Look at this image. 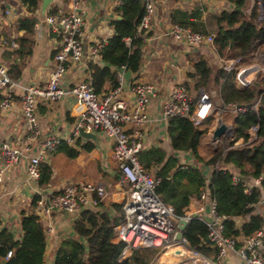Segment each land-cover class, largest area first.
<instances>
[{
    "label": "built area",
    "instance_id": "built-area-1",
    "mask_svg": "<svg viewBox=\"0 0 264 264\" xmlns=\"http://www.w3.org/2000/svg\"><path fill=\"white\" fill-rule=\"evenodd\" d=\"M71 5L67 9L64 5L56 8L54 12L45 17L52 31L60 36V45L54 55L56 66L50 74L49 82L46 86H23L17 80L11 78L7 68L0 64V90H5L6 94L0 104V111L9 107L14 101L15 91L18 87L24 89L20 98L21 110L27 121V129L32 139L41 136V129L36 113V106L39 99L48 100L54 103L66 94L75 96L73 112L76 121L73 128V136L64 140L58 135H45L40 143L38 151L34 155H28L25 149L19 146H12L3 143L1 155L4 159V167L0 169V182L4 177V172L21 159H28L27 172L31 179L39 180L41 177V163L49 159L53 153L64 143H74L75 138L81 134V129L86 132H104L113 143V156L118 163L119 183L123 193V222L116 227V237L119 241H124L125 247L120 258L130 256L136 251L143 249H158V251L170 252L174 248H181L177 263L186 261L188 263L200 264H224V261L233 253L242 264H264V227L256 231L253 235L245 237L243 235L232 236L226 233L225 220L227 217L221 215L217 208V199L212 191V178L215 169H223L232 175L235 184L241 183L244 191L250 194L254 188L260 187L261 177L253 174L242 175L240 170L233 164L217 163L214 166L193 164L186 157H182L181 166H193L200 170L205 177V183L200 189L196 199L198 203L195 208L187 210L184 216H179L173 206L165 203L159 195L157 188L162 180L157 174L158 167L148 169L141 160L140 153L147 149L144 128L155 119L148 113L150 101L157 93L155 85L144 81L132 82L131 88L134 101H128L122 96L124 74L119 73L120 85L112 88L106 94H98L93 85L92 74L69 88L60 86V79L68 72L73 64L83 61L85 55V45L83 34L85 30V13L79 10V0H66ZM119 9L124 0H115ZM157 0H144L146 13L139 24L138 31L146 32L151 26V20L155 13ZM4 0H0V5ZM258 23L264 22V2L258 1ZM6 14L10 10H5ZM39 29L40 24L36 23ZM169 35L177 40L185 41L190 45L213 44L214 35L193 30L191 27L183 25H173ZM130 43V39H127ZM108 40H98L90 46L91 54L103 59ZM227 73L236 72V82L241 77L250 78L251 82L261 76L264 68L259 64L244 65L242 57H233L223 60L222 66ZM124 69V68H122ZM126 71V69H124ZM249 82V80H248ZM261 96L250 106H242L237 103L217 106L212 95L202 90L198 101L194 99L185 83L175 87L170 96L162 105L161 119L185 118L196 126L203 123L205 119L214 111L223 113L229 111L233 114L245 115L253 109L260 110ZM259 124H253L244 128L247 138L245 142L235 143L242 145L251 144L258 140ZM238 129L236 125L226 127L221 137H216L215 144L221 138H232L236 136ZM177 157V156H176ZM206 170L210 171L206 176ZM108 196V190L104 183H94L91 181H76L65 185V187L52 195L48 203L44 199L38 201L37 207L40 216L49 215L52 210L59 209L78 218L82 210L86 207L97 208ZM264 204L263 198L254 205L255 213H262L255 209L257 204ZM245 218V221L248 217ZM185 220L187 225L198 219L203 221L208 227L206 237L207 246L216 248L217 257H206L192 248L191 243L184 236L181 240L177 238L180 220ZM237 219V218H236ZM237 222V221H236ZM53 231L51 225L47 232ZM193 251V254L185 255L181 252L183 248ZM12 255V250L7 252V257ZM194 256L196 260L189 259ZM199 256V257H198ZM176 257V258H177ZM182 258V259H181Z\"/></svg>",
    "mask_w": 264,
    "mask_h": 264
},
{
    "label": "crops",
    "instance_id": "crops-1",
    "mask_svg": "<svg viewBox=\"0 0 264 264\" xmlns=\"http://www.w3.org/2000/svg\"><path fill=\"white\" fill-rule=\"evenodd\" d=\"M255 2L256 0H245L243 12L250 14ZM61 5H64L67 9L71 7L66 0H51L45 12H43V0H41L37 11L39 19L37 23L40 26L39 29L35 26L33 53L26 58V65L23 68L22 75L19 78L11 77L17 80L20 85L46 86L48 84L50 74L56 66L54 55L59 48L61 38L57 32L52 31L49 23L45 21V17ZM78 8L85 13V30L83 34L85 55L81 63L70 66L68 72L60 79L59 83L63 88H69L71 85L88 78L92 74L93 67L104 66L102 58L91 54L90 46L98 40L111 38L114 35L112 22L120 17L115 0H79ZM234 8H236V5L232 0L156 1L151 26L145 32L146 39L142 46L143 63L141 69L138 74H132L130 80H123L122 93L128 103H132L134 101L131 88L132 82L144 81L152 83L157 89V93L150 101L148 107V113L155 121L144 128L147 149L163 147L168 154L177 156L179 163L182 161V157H186L193 164L206 165L199 161L191 152L177 151L172 148L168 134L169 120L160 118L162 105L175 87L181 83H185L188 86L192 96L197 101L201 91L204 90L212 95L213 101L217 106L224 105L219 94L221 85L210 83L205 87L200 84L199 76L195 75V64L201 59L206 60L212 68L211 77L214 80L225 59L220 56L213 44L190 45L185 41L177 40L170 36L169 31L173 25H181L174 21L175 17L186 21L192 19L195 22L199 21L205 24L206 17L210 16L214 19V30L208 31V34L214 35L218 30L215 16ZM7 9L10 10L9 14L5 13ZM194 12H198V15H192ZM26 14L22 0H4L0 5V64L7 68L8 73L14 58L13 51L17 47V39L22 34L17 29V24L19 19L25 17ZM222 25L226 30L229 28L226 23ZM262 62L264 63V42L257 44L251 56L243 61L244 65H261ZM119 73L124 74L125 70L122 68L117 69V74L119 75ZM261 76L259 80L257 79L251 84L249 77H247L248 79L241 77L236 82L237 86L240 89L250 87L254 82L264 79V71ZM23 93L24 89L18 87L14 95L15 101L9 107L0 111V169L4 167V159L1 155L3 143H9L15 147L19 146L25 149L28 155H34L37 153L41 140L45 135H58L64 140L73 136V128L76 121L73 112L74 95L66 94L54 103L39 99L36 113L42 134L32 139L19 101ZM5 94V90H0V104ZM226 113L229 118L232 117L231 121H228V118H223ZM211 115H215L216 118L209 128L208 142L215 144V139L211 134L213 129L221 121L227 127L235 125L234 117L237 115L228 110L223 113L214 110L209 116ZM93 134L95 138L80 135L75 138L73 144L63 143L75 148L78 151L77 157H70L63 148H58L49 159L42 162L48 163L52 168L51 180L44 186L40 185L39 180L29 177L27 172L28 159H21L4 172L3 180L0 182V232L8 229L13 233L16 240H21L24 233L21 226L22 214L25 211L33 210L31 203L34 196L40 194L41 199L48 203L53 194L61 191L65 185L76 181L104 183L108 190L107 198L99 207H86L82 211L99 210L109 212L110 215L115 217L120 215L115 209V204H122L123 193L122 186L118 180V163L113 156V143L104 132L98 131ZM240 139L239 142L241 143L242 140ZM89 143L94 145L91 151L85 149V145ZM206 166L210 167V165ZM209 174L211 175L210 171L206 170V176ZM196 198L193 197L191 199L187 210L196 207L198 203ZM262 198L264 200V196ZM38 209L40 207H36L34 211L40 216ZM255 209L264 214V204H257ZM40 217L47 237L45 264H56L57 249L65 239L76 236L74 231L75 218L59 209H54L49 215ZM236 221L238 226L241 227L242 223L245 222V218L239 217ZM49 225L53 227V231L50 234L47 232ZM115 240L118 241L117 237ZM138 256L147 264H163L164 255L158 260H154L147 255H143V252L140 251ZM133 257L132 254L120 258V262L133 260ZM224 264H242V262L232 253L224 261Z\"/></svg>",
    "mask_w": 264,
    "mask_h": 264
},
{
    "label": "trees",
    "instance_id": "trees-1",
    "mask_svg": "<svg viewBox=\"0 0 264 264\" xmlns=\"http://www.w3.org/2000/svg\"><path fill=\"white\" fill-rule=\"evenodd\" d=\"M26 9V16L19 19L17 29L22 34L17 39V47L13 51L14 58L9 69L13 78L22 75L26 65V58L33 53V34L38 22L37 11L41 0H22ZM236 8L216 15L218 30L214 34L213 45L224 59L242 57L248 59L257 44L264 42V22L258 23L259 11L256 0L250 14L244 13L245 0H232ZM264 2V0H262ZM120 19L112 22L114 35L108 39L103 63L111 66L93 67L92 78L96 93L106 94L112 88L120 85L117 69L130 70L138 74L143 63L142 46L146 34L139 32L138 27L143 19L146 8L144 0H124L118 9ZM197 14L194 12L192 15ZM176 23L192 27L195 31L208 33L202 22L192 19L181 20L174 18ZM226 23V30L222 24ZM130 39V43L127 42ZM199 83L208 86L210 83L220 84L219 94L224 104L237 103L250 106L261 96L260 110H249L245 115L238 114L234 117V124L238 132L234 138H226V144L211 151L208 156H203L202 146L209 136V128L216 116L211 115L199 126L194 125L185 118H170L168 134L174 150L191 152L199 161L206 165L214 166L217 163L233 164L242 175L253 174L261 177L260 187L247 194L241 183L235 184L232 175L223 169H215L212 178V191L217 199V208L221 215H225L226 233L232 236L253 235L264 227V214L255 213L254 205L264 196V79L253 83L250 87L240 89L236 83V72L227 73L222 68L217 71L213 80L212 68L209 63L201 59L195 64ZM259 124L258 140L251 144L236 145L235 143L246 136L244 128ZM70 157H77L78 151L68 144H62ZM94 148L92 143L85 145L87 151ZM142 164L148 168L158 167L157 174L162 180L157 188L159 195L165 203L174 207L179 216H184L191 199L197 197L205 183V177L199 169L188 166L182 167L179 159L163 147H153L140 153ZM52 168L48 163L41 164L40 185L50 182ZM40 194H36L31 203L32 211L22 214L21 226L23 237L16 240L8 229L0 232V264H45L47 247L46 231L41 217L34 211ZM102 204V202H101ZM119 216H112L106 211L84 210L74 220L76 236L65 239L57 249L56 264H147L138 255L133 254V260L120 262L124 241H117L116 227L123 222L122 204H115ZM248 217L238 226L236 218ZM207 225L198 219L192 220L186 229L185 237L192 248L206 257H217V249L207 246ZM12 250V255L7 257V252ZM149 251V250H148ZM158 252V249H153ZM135 263H134V262Z\"/></svg>",
    "mask_w": 264,
    "mask_h": 264
},
{
    "label": "rangeland",
    "instance_id": "rangeland-1",
    "mask_svg": "<svg viewBox=\"0 0 264 264\" xmlns=\"http://www.w3.org/2000/svg\"><path fill=\"white\" fill-rule=\"evenodd\" d=\"M213 22H214V19L212 18V17H210V16H208V17H206V19H205V27H206V29H207V31H209V32H211V31H213L214 30V28H213ZM263 64V65H262ZM262 64L260 65V66H264V63L262 62ZM264 68V67H263ZM262 76H258L257 77V79L259 80V78H261ZM256 79V80H257ZM254 83H256V82H254ZM223 118H225V119H227L228 121H231V118H229V116H228V114L226 113V114H224V116H223ZM228 138H232V135H229L228 136ZM208 137L206 138V140H205V144L202 146V149H201V151H202V154H203V156H208L209 154H210V152L212 151L213 152V150H215V149H217L219 146H222V145H225L226 144V137H224V138H221V140H220V142L218 143V144H212V143H210V142H208ZM240 140H242L241 142H245V139L244 138H241ZM247 140V139H246ZM180 249L181 248H174L173 250H171L170 252H164V251H158V252H153L152 250V248H150V249H143V250H140V251H142L143 252V255H147L148 257H151L152 259H156V260H158L162 255H164L163 256V264L165 263H167V264H194V263H188V262H186V261H182V262H180V263H177L176 261H175V259L174 258H176L177 256H176V254H179L178 252H180ZM149 250V251H148ZM139 251V252H140ZM181 252H184V254L185 255H188V254H193V251L192 250H190V249H188L187 247L186 248H183V250L181 251ZM199 257V256H198ZM176 259H179V257H177ZM182 259V258H181ZM195 264H197V263H195ZM198 264H200V263H198Z\"/></svg>",
    "mask_w": 264,
    "mask_h": 264
},
{
    "label": "water",
    "instance_id": "water-1",
    "mask_svg": "<svg viewBox=\"0 0 264 264\" xmlns=\"http://www.w3.org/2000/svg\"><path fill=\"white\" fill-rule=\"evenodd\" d=\"M51 0H43V12H45L48 4L50 3ZM120 19V17L118 18ZM104 65L106 66H111L109 63H104ZM132 76V72L130 70H126L125 73H124V79L126 81L130 80ZM125 85H127V83H125ZM226 124L223 123L222 121L213 129V134L216 136V137H221L222 134L224 133L225 129H226ZM81 134L85 137H88V138H95V135L91 132H86L84 131L83 129H81ZM187 225V222L185 220H180L179 222V225H178V228H179V231H178V234H177V238L179 240H181L184 236H185V227Z\"/></svg>",
    "mask_w": 264,
    "mask_h": 264
},
{
    "label": "bare ground",
    "instance_id": "bare-ground-1",
    "mask_svg": "<svg viewBox=\"0 0 264 264\" xmlns=\"http://www.w3.org/2000/svg\"><path fill=\"white\" fill-rule=\"evenodd\" d=\"M189 259L196 260V258L194 256H189Z\"/></svg>",
    "mask_w": 264,
    "mask_h": 264
}]
</instances>
